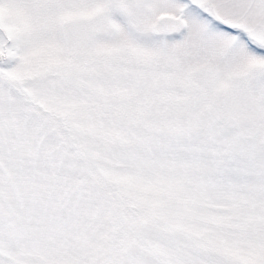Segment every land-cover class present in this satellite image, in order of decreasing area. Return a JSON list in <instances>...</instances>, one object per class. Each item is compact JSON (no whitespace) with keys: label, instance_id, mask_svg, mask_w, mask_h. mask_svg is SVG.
Returning a JSON list of instances; mask_svg holds the SVG:
<instances>
[{"label":"snow or ice","instance_id":"1","mask_svg":"<svg viewBox=\"0 0 264 264\" xmlns=\"http://www.w3.org/2000/svg\"><path fill=\"white\" fill-rule=\"evenodd\" d=\"M0 264H264V0H0Z\"/></svg>","mask_w":264,"mask_h":264}]
</instances>
